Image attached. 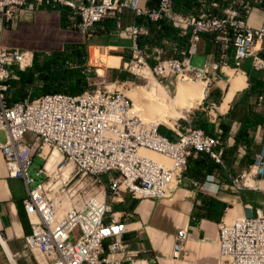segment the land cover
Listing matches in <instances>:
<instances>
[{
    "label": "built area",
    "instance_id": "1",
    "mask_svg": "<svg viewBox=\"0 0 264 264\" xmlns=\"http://www.w3.org/2000/svg\"><path fill=\"white\" fill-rule=\"evenodd\" d=\"M253 4L264 10V0H253ZM211 6L220 11L184 14L174 10L173 0H157L154 7L146 8H141L138 0H0V32L20 10L64 7L71 27L89 34L95 24L118 18L127 8L156 29L161 22L168 23L189 42L188 55L163 58L159 47L150 51L138 47L139 37L148 34L146 26L119 28L118 35L132 43L135 67L147 70L155 85L166 92L172 72L192 78L202 74V81L195 82L205 83L206 95L209 85L219 78L221 67L227 66L230 44L235 69L250 59L254 70L264 72V26L253 28L247 22L253 6L243 0L222 8L216 2ZM203 34L213 35L221 57L219 62L197 67L190 56L196 53ZM33 57L32 52L0 44V131L5 135L0 151L7 175L29 184L27 170L36 150L45 163L44 148L58 152L73 170L67 181L56 186L48 180L44 163L41 165L38 174L44 179L30 188L23 200L31 228L24 248L38 264H133L137 254L128 250L126 225L115 217L112 202L125 196L163 200L177 188L196 185L184 175L189 158L204 154L222 164L221 140L198 127L183 129L179 123L169 127L148 121L141 113L122 117L120 97L126 95L118 89L113 96H102V88H97L76 95L52 93L31 98L34 86H30L28 97L11 102L8 92L13 81L19 80L16 72L30 70ZM161 125L168 128V135L160 133ZM26 135L32 136V142L25 141ZM142 151L162 156L169 165L150 159ZM77 175V181L66 189ZM163 175H170V182H163ZM257 177H264V149L256 154L248 171L232 177L226 187L238 192L252 187ZM187 238L184 230L177 232L174 258L181 255ZM217 246L218 264H264V212L221 221Z\"/></svg>",
    "mask_w": 264,
    "mask_h": 264
},
{
    "label": "crops",
    "instance_id": "2",
    "mask_svg": "<svg viewBox=\"0 0 264 264\" xmlns=\"http://www.w3.org/2000/svg\"><path fill=\"white\" fill-rule=\"evenodd\" d=\"M234 1L173 0V8L184 14H198L212 9L213 2L222 8ZM243 1L253 6L247 18L248 24L253 28L264 26L263 8L254 5L253 0ZM156 2L138 0V5L141 8L154 7ZM212 10L220 11L219 8ZM137 24L146 26L148 30L147 35L138 39L140 49L148 48L150 51L159 47L163 58L188 55V37L179 35L166 22H161L160 28L156 29L127 8L118 18L109 17L95 24L89 34L71 27L68 10L64 7L20 10L12 21L3 24L0 44L40 56L88 54L93 47L131 55V41L121 38L118 30ZM220 55V46L213 35L203 34L190 61L200 67L205 62H219ZM226 55L227 66L221 67L219 78L209 85L201 103L180 124L183 129L198 127L208 135L219 137L222 164L204 154L194 155L189 158L184 175L196 185L189 183L186 187L177 188L171 197L163 200L125 196L122 201L112 202L115 217L126 225L124 240L128 250L137 254L133 264H218L220 222L264 212V177H257L250 184L252 187H244L238 192L226 187L232 177L247 172L256 154L264 149V72L254 70L250 59L243 60L239 69H235L231 44ZM119 58L124 59V56ZM88 60L89 56L84 66L88 65ZM23 77L19 76V80L12 83L8 92L11 102L17 99L13 90L21 86ZM33 83H27L22 93L25 95L20 100L28 97ZM213 118L216 123H213ZM162 131L166 135L170 132L167 127H162ZM24 139L29 143L33 140L31 135ZM4 142V132L0 131V144ZM28 178L31 179L29 184L21 178L8 177L0 151V264H38L24 248V238L31 233V228L23 200L34 181L32 177ZM179 230H184L188 238L181 255L174 258L172 250Z\"/></svg>",
    "mask_w": 264,
    "mask_h": 264
},
{
    "label": "rangeland",
    "instance_id": "3",
    "mask_svg": "<svg viewBox=\"0 0 264 264\" xmlns=\"http://www.w3.org/2000/svg\"><path fill=\"white\" fill-rule=\"evenodd\" d=\"M92 30V29H91ZM90 30V31H91ZM116 54H119L117 51H114L109 48H98V47H93L88 54L89 60H88V65L82 66L79 62L81 61L78 60L77 58H66V59H58L57 61H54L56 63H51L49 60L47 63H43L45 59L40 58L37 60L36 65L37 67H41L45 64H48L53 67L62 69L66 72L68 75L67 80L68 82L63 84H58V85H51L48 84V81H46L48 78L47 76L50 75L49 72H46L44 74H38L40 71L36 70L35 71V77L33 80V85L34 89L33 92L31 93V98H36L40 95H43L46 93L45 90H49L51 92L53 91V87H57L61 91H67V89H70V83L74 81L76 77H84L85 83H84V89H97V88H102L103 90H111L114 91V89L121 90L126 96V98L131 99L128 97V93L132 91L135 88H141L146 91H151L153 88H156L158 91V96L159 98H165L166 100V105L167 108L172 110L173 108V99L177 95V85L178 82L183 78L182 76H179L177 74H173L170 76V88L169 92L164 91L160 87H157L155 83L153 82L152 77L149 75L147 70L135 67V62L132 60V56L128 54L127 52L123 54H119L118 56ZM123 55L124 59H120L119 56ZM114 59H118L114 61ZM133 61V62H132ZM132 62V63H131ZM150 65H152L150 63ZM47 71V70H46ZM28 72V70H26ZM38 72V73H37ZM45 72V70H44ZM142 75V76H141ZM46 77V78H45ZM187 78V77H186ZM189 82L191 83H196L195 81H202V80H196L192 79L191 77L187 78ZM28 82H25L24 86H16L17 90H13L14 96L19 99L23 97L24 95V89L25 86L27 85ZM28 86V85H27ZM105 87V88H104ZM73 89V88H72ZM60 91V92H61ZM36 95V96H35ZM132 100V99H131ZM133 101V100H132ZM142 107V105H140ZM197 107V106H196ZM190 108L184 111L183 116L179 117L177 119H172L173 125L175 123L183 124L182 122L188 118L190 113L194 110V108ZM143 113V112H142ZM144 117V116H143ZM161 124V123H159ZM165 125V124H164ZM167 126V125H166ZM161 127H164L161 125ZM170 127V126H169ZM166 128V127H165ZM44 152L43 155L46 158H49L53 154V149H43ZM49 151V152H47ZM40 150H36L35 152V157L32 159V163L29 166L27 170V175L28 177L33 178V182L31 183L30 187H34L35 184L41 182L44 177L41 174H36L38 169L41 167V165L44 163V161L38 157L37 154H39ZM144 154H146L150 158H154V160L164 164V165H169V161L162 156L152 153V152H146L143 151ZM41 154V152H40ZM60 161L62 160L61 156H59ZM46 163V160H45ZM44 163V164H45ZM61 166H63L62 170L58 172L57 174L55 173V170L53 172H47L46 174L48 176V180L52 183H57L61 180V174L67 169V167H71L70 165H67L66 163L62 162L60 163ZM60 170V167H58ZM72 169V167H71ZM73 170V169H72ZM71 170V172H72ZM71 173L68 175V178L71 177ZM79 178V175H77L66 187V189L70 188ZM88 181V183H91V180L85 179ZM67 181V179L65 180ZM104 183L106 185L107 180H104ZM96 187V186H94Z\"/></svg>",
    "mask_w": 264,
    "mask_h": 264
},
{
    "label": "bare ground",
    "instance_id": "4",
    "mask_svg": "<svg viewBox=\"0 0 264 264\" xmlns=\"http://www.w3.org/2000/svg\"><path fill=\"white\" fill-rule=\"evenodd\" d=\"M172 73L183 77L178 82L177 95L173 99L172 110L167 108V102L165 98L157 97L158 90L156 88H153L151 91H146L141 88H135L128 93V97H130L133 102L131 101V99L126 98L125 96L120 97L122 117H134L137 116L138 113H141L142 117L144 116L143 118L148 121L165 124L171 127L173 126L172 119L182 117V114L185 110L198 106L205 96V83H191L187 79L188 77H190L189 74H185L183 72ZM172 73L170 76H172ZM192 79L202 80V74H194V78ZM113 95L114 91L102 89V96ZM140 105H142V107ZM142 154L147 156L143 151ZM42 156L46 160V163L44 164L45 172H53L54 169H56L55 173L57 174L62 170L63 166L60 165V163H62V160L60 161V154L58 152L54 151L49 158H46V155L44 156L43 153ZM152 160H154V158ZM58 167H60V170L58 169ZM71 170V167H67V169L61 174V180L54 185L58 186L59 184H62L68 178ZM163 182H170V175H163Z\"/></svg>",
    "mask_w": 264,
    "mask_h": 264
},
{
    "label": "trees",
    "instance_id": "5",
    "mask_svg": "<svg viewBox=\"0 0 264 264\" xmlns=\"http://www.w3.org/2000/svg\"><path fill=\"white\" fill-rule=\"evenodd\" d=\"M86 52H83V53H81V54H72V55H70V56H60V55H43V56H40V55H38V54H33V63H32V68L30 69V71H29V73H25V74H22L21 72H19V71H17L16 73L19 75V76H24L23 78H22V82H21V85L22 86H24V84H25V82H28L29 84L31 83H33V80H34V75H35V71L36 70H39L40 72L38 73L39 75L40 74H44V73H46V72H49L50 73V75L49 76H47V80L46 81H48V84H51V85H58V84H61V83H63V84H65V83H67L68 82V80H67V77H68V75L66 74V72L64 71V70H62V69H58V68H55V67H53V63H56V62H54V61H57L59 58L61 59H66V58H68V57H70V58H77L78 60H80V58H82L81 59V61H79V62H81L80 64L82 65V66H84L85 64H86ZM88 56V55H87ZM43 57V59H45L44 61H43V63H47L49 60L51 61V66L50 65H48V64H45V65H43V66H41V67H37V65H36V62H37V60L38 59H40V58H42ZM44 70H45V72H44ZM47 70V71H46ZM46 78V77H45ZM84 83H85V80H84V77H76L75 79H74V81L73 82H71L70 83V86H71V88L70 89H67V91H61V90H59L57 87L55 88V87H53V91L54 92H51V91H49V90H45L46 91V93L45 94H52V93H66V94H71V95H76V94H80V93H82L83 91H85V89H84ZM73 88V89H72ZM61 91V92H60ZM36 96V95H35ZM32 97V96H31ZM17 100H20V99H16V100H14V101H17ZM159 131H160V133H164L163 131H162V127H160L159 128ZM204 132L206 133V131L204 130Z\"/></svg>",
    "mask_w": 264,
    "mask_h": 264
}]
</instances>
